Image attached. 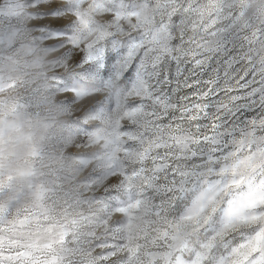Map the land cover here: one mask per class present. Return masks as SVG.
I'll list each match as a JSON object with an SVG mask.
<instances>
[{"label": "snow or ice", "instance_id": "1", "mask_svg": "<svg viewBox=\"0 0 264 264\" xmlns=\"http://www.w3.org/2000/svg\"><path fill=\"white\" fill-rule=\"evenodd\" d=\"M0 264H264V0H0Z\"/></svg>", "mask_w": 264, "mask_h": 264}, {"label": "clouds", "instance_id": "2", "mask_svg": "<svg viewBox=\"0 0 264 264\" xmlns=\"http://www.w3.org/2000/svg\"><path fill=\"white\" fill-rule=\"evenodd\" d=\"M25 149H21V156H23Z\"/></svg>", "mask_w": 264, "mask_h": 264}]
</instances>
